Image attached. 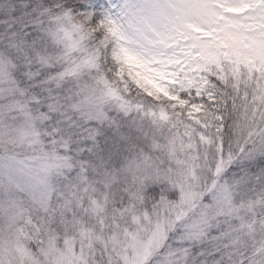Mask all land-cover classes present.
I'll return each mask as SVG.
<instances>
[{
  "label": "snow or ice",
  "instance_id": "snow-or-ice-1",
  "mask_svg": "<svg viewBox=\"0 0 264 264\" xmlns=\"http://www.w3.org/2000/svg\"><path fill=\"white\" fill-rule=\"evenodd\" d=\"M0 264H264V0H0Z\"/></svg>",
  "mask_w": 264,
  "mask_h": 264
}]
</instances>
